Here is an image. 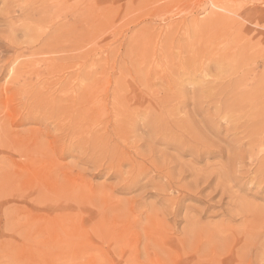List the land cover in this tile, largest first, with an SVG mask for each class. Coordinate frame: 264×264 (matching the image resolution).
<instances>
[{
    "label": "rangeland",
    "instance_id": "1",
    "mask_svg": "<svg viewBox=\"0 0 264 264\" xmlns=\"http://www.w3.org/2000/svg\"><path fill=\"white\" fill-rule=\"evenodd\" d=\"M0 264H264V0H0Z\"/></svg>",
    "mask_w": 264,
    "mask_h": 264
},
{
    "label": "bare ground",
    "instance_id": "2",
    "mask_svg": "<svg viewBox=\"0 0 264 264\" xmlns=\"http://www.w3.org/2000/svg\"><path fill=\"white\" fill-rule=\"evenodd\" d=\"M215 4V3H214ZM119 5V4H118ZM216 5V4H215ZM218 5V4H217ZM229 6V5H228ZM231 6V5H230ZM208 7V6H207ZM211 7V6H210ZM218 8V7H217ZM221 9H223V7H222V5H221ZM230 9V8H229ZM233 9V8H232ZM235 9V8H234ZM211 10H212V8H211ZM225 17H227V16H225ZM234 18V17H233ZM240 37V36H239ZM123 76V75H122ZM92 111V110H91ZM43 140V139H42Z\"/></svg>",
    "mask_w": 264,
    "mask_h": 264
}]
</instances>
